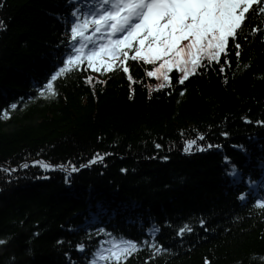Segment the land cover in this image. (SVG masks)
Masks as SVG:
<instances>
[{
  "label": "trees",
  "instance_id": "trees-1",
  "mask_svg": "<svg viewBox=\"0 0 264 264\" xmlns=\"http://www.w3.org/2000/svg\"><path fill=\"white\" fill-rule=\"evenodd\" d=\"M98 1L0 0V264H117L120 240L119 264H264V14L183 84L133 60L53 81Z\"/></svg>",
  "mask_w": 264,
  "mask_h": 264
},
{
  "label": "snow or ice",
  "instance_id": "snow-or-ice-1",
  "mask_svg": "<svg viewBox=\"0 0 264 264\" xmlns=\"http://www.w3.org/2000/svg\"><path fill=\"white\" fill-rule=\"evenodd\" d=\"M101 4L109 7L99 15L93 14L91 20L85 19L72 26V41H79L80 46L74 49L76 55L69 56L65 67L52 77L53 81L83 64L85 59L89 69L102 73L117 69L128 73L127 61L133 60L158 65L146 73L148 77L163 81L154 90L171 86L169 73L174 69L182 73L178 82L183 84L204 67L205 62L219 63L221 56L227 55L230 41L239 49L240 45L235 41L249 14H264V0H101ZM92 26V35H85ZM97 33L102 34L101 39L106 37V43L97 44L93 40ZM89 44L94 47L88 49ZM239 54L237 51L236 55ZM88 83H92L91 77ZM46 87L55 94L51 82ZM194 143L189 142L185 150L189 151ZM71 171L77 169L73 167ZM257 206L264 208V202ZM185 230L191 229L185 227L180 233ZM2 243L4 241L0 240ZM111 244L107 249L110 256H105L102 249L98 253L100 260L111 259L119 264L138 250L136 243L128 240L112 241Z\"/></svg>",
  "mask_w": 264,
  "mask_h": 264
},
{
  "label": "rangeland",
  "instance_id": "rangeland-1",
  "mask_svg": "<svg viewBox=\"0 0 264 264\" xmlns=\"http://www.w3.org/2000/svg\"><path fill=\"white\" fill-rule=\"evenodd\" d=\"M84 22V21H83ZM93 29H94V27H93ZM101 33H98V35H97V38H98V41L96 40V43L97 44H100V43H106V37L104 38V39H101ZM130 55H131V53H130ZM182 75V74H181ZM48 167H50V168H54L55 166H48Z\"/></svg>",
  "mask_w": 264,
  "mask_h": 264
},
{
  "label": "bare ground",
  "instance_id": "bare-ground-1",
  "mask_svg": "<svg viewBox=\"0 0 264 264\" xmlns=\"http://www.w3.org/2000/svg\"><path fill=\"white\" fill-rule=\"evenodd\" d=\"M241 196H243V194H241Z\"/></svg>",
  "mask_w": 264,
  "mask_h": 264
}]
</instances>
